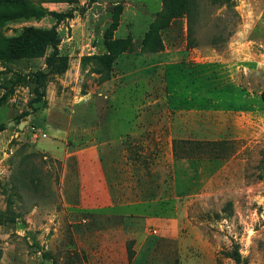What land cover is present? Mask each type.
I'll return each mask as SVG.
<instances>
[{
	"label": "rangeland",
	"instance_id": "obj_1",
	"mask_svg": "<svg viewBox=\"0 0 264 264\" xmlns=\"http://www.w3.org/2000/svg\"><path fill=\"white\" fill-rule=\"evenodd\" d=\"M1 2L0 264H264V0H185L190 19L157 16L163 0ZM28 27L66 59L38 102L52 46L7 51ZM121 123L146 127L151 214L64 208L52 143L128 142Z\"/></svg>",
	"mask_w": 264,
	"mask_h": 264
},
{
	"label": "crops",
	"instance_id": "obj_2",
	"mask_svg": "<svg viewBox=\"0 0 264 264\" xmlns=\"http://www.w3.org/2000/svg\"><path fill=\"white\" fill-rule=\"evenodd\" d=\"M144 127L134 123L124 127L121 123L119 131L130 134L126 138L128 142L119 135L111 142L102 140L86 146L62 145L59 138L54 140L60 143L48 144L52 152L47 151L60 160L58 193L61 205L70 210L115 209L149 216L152 207L147 204L153 202H148L153 196L146 195L143 187L138 186L147 177L139 180L137 175L140 166L144 168L147 164L132 158L136 146L131 143Z\"/></svg>",
	"mask_w": 264,
	"mask_h": 264
},
{
	"label": "trees",
	"instance_id": "obj_3",
	"mask_svg": "<svg viewBox=\"0 0 264 264\" xmlns=\"http://www.w3.org/2000/svg\"><path fill=\"white\" fill-rule=\"evenodd\" d=\"M1 1H10L13 0H0V3H5ZM227 6L232 5V0H223ZM20 4L22 1L19 2ZM175 3V8L177 10H187V16L190 19L191 16V7L185 0H163V10L157 14V16H162L166 14V12L170 9L171 5ZM170 6V7H169ZM41 8V7H39ZM167 9V11H166ZM41 10L34 7L20 6V10L18 12H13L8 15V17H20V16H28V15H37ZM63 17H71V13L62 14ZM59 42V37L54 28L49 31H40L35 28L28 27L24 29L21 34L17 37H14L7 46V49L10 57L17 56H32L38 53L43 52V49L46 45H50L53 48V52L47 58V70H37L34 72V81L35 85V97L31 99V102H38L41 100L43 91H38L36 87H38L44 76L52 72H61L64 70L66 66V59L62 56L58 55L57 52V44ZM260 99L264 102V90L260 92ZM26 114V113H24ZM4 129V125L0 123V131ZM262 169H264V160L262 162ZM261 177V174L258 175Z\"/></svg>",
	"mask_w": 264,
	"mask_h": 264
},
{
	"label": "water",
	"instance_id": "obj_4",
	"mask_svg": "<svg viewBox=\"0 0 264 264\" xmlns=\"http://www.w3.org/2000/svg\"><path fill=\"white\" fill-rule=\"evenodd\" d=\"M21 127H22V125H21V123H20L19 128H21Z\"/></svg>",
	"mask_w": 264,
	"mask_h": 264
}]
</instances>
